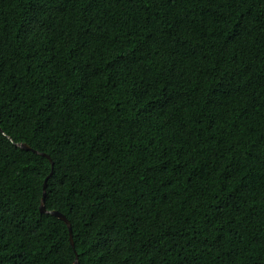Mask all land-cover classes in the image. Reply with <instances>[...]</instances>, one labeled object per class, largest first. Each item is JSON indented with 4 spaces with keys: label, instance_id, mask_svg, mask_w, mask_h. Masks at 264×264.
Returning a JSON list of instances; mask_svg holds the SVG:
<instances>
[{
    "label": "trees",
    "instance_id": "obj_1",
    "mask_svg": "<svg viewBox=\"0 0 264 264\" xmlns=\"http://www.w3.org/2000/svg\"><path fill=\"white\" fill-rule=\"evenodd\" d=\"M76 253L264 264V0H0V264Z\"/></svg>",
    "mask_w": 264,
    "mask_h": 264
},
{
    "label": "water",
    "instance_id": "obj_2",
    "mask_svg": "<svg viewBox=\"0 0 264 264\" xmlns=\"http://www.w3.org/2000/svg\"><path fill=\"white\" fill-rule=\"evenodd\" d=\"M19 146H21L22 148H25V149H33L29 144L25 143V142H18L17 143ZM37 152L43 154V155H46L47 157L50 158L51 162H52V167L54 166V162L53 160L51 159V157L44 153V152H40L38 150H36ZM53 172V171H52ZM51 172V173H52ZM47 179L45 180V184H44V195H43V198H42V201H41V206H40V210L42 212H48V213H51L59 218H61L62 220H64L66 222V224L68 225V228H69V232H70V240H71V243L73 246H75V243H74V238H73V229H72V225H71V222L70 220L67 218V216L65 214H63L62 212L58 211V210H48L47 207L45 206V196H46V184H47ZM75 264H80L79 263V260H78V253H76V259L74 261Z\"/></svg>",
    "mask_w": 264,
    "mask_h": 264
},
{
    "label": "snow or ice",
    "instance_id": "obj_3",
    "mask_svg": "<svg viewBox=\"0 0 264 264\" xmlns=\"http://www.w3.org/2000/svg\"><path fill=\"white\" fill-rule=\"evenodd\" d=\"M43 2V0H34V3L36 5L37 13L39 12L40 4Z\"/></svg>",
    "mask_w": 264,
    "mask_h": 264
}]
</instances>
